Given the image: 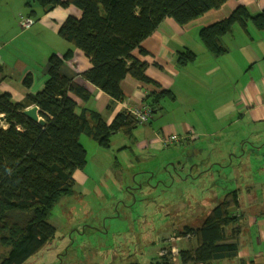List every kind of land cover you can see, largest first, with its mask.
Masks as SVG:
<instances>
[{"label": "trees", "instance_id": "16d2710c", "mask_svg": "<svg viewBox=\"0 0 264 264\" xmlns=\"http://www.w3.org/2000/svg\"><path fill=\"white\" fill-rule=\"evenodd\" d=\"M227 1L32 0L29 4H73L82 10L81 18L68 17L59 35L90 59L92 67L84 78L111 97V108L125 100L122 82L128 76L158 85L146 74L148 63L137 58L134 51L139 49L142 55H148L142 43L166 19L187 25ZM249 23L264 31V10L252 14L240 5L230 16L202 28L200 40L210 54L220 57L228 52L223 38L236 26L248 31ZM72 56L71 50L64 57L50 56L49 79L31 101L39 107L45 125L27 117L25 107L10 93L0 96V117L4 118L0 122V264H24L54 239L56 228L49 222L52 210L62 198L75 194L74 175L87 164L88 152L80 141L83 134L102 148H110L114 133L130 135L139 125H146L139 124L130 112L119 113L108 125L98 112L80 111L71 94L84 99L89 95L62 73L65 60ZM196 58L195 52L187 50L180 53L178 64L185 66ZM153 96L152 103L147 104L152 118L162 110L159 102L175 100L172 90ZM178 142L180 138L168 146ZM240 197L238 190L229 193L200 228L184 229L182 234L193 233L199 244L192 250H180L179 264H211L238 258L240 229L235 226L242 215L233 211L240 210ZM164 264L174 263L167 257Z\"/></svg>", "mask_w": 264, "mask_h": 264}, {"label": "crops", "instance_id": "0c3cea01", "mask_svg": "<svg viewBox=\"0 0 264 264\" xmlns=\"http://www.w3.org/2000/svg\"><path fill=\"white\" fill-rule=\"evenodd\" d=\"M31 1L0 0V96L10 93L13 100L26 110L32 109L36 106L32 104V99L45 88L49 79L50 56L57 54L64 57L71 50L73 56L65 60L62 73L89 95L86 99L74 94L71 97L80 111L98 112L108 125L121 112L131 113L148 106L154 99L153 94L163 90L174 92L175 100L167 98L158 104L162 109L159 111L164 114L157 111L143 129L136 128L130 135L126 134L132 141L131 146L126 147L137 155L141 153L138 160L171 147L165 144V140L177 135L181 139L180 144L194 141V148L200 147V150L193 151L192 145H184L181 152L193 151L199 153L196 156L198 159H209L205 168L196 167L200 174L206 169H220L217 175L222 176L226 168H234L236 159L249 153L243 146V153L236 154V143L261 141L260 135L252 136L254 132L264 131V31H259L252 23L248 24V31L236 26L232 34L223 38L228 52L220 57L206 50L199 34L202 28L230 16L240 5L248 7L252 14L262 12L264 0H228L221 8L211 10L183 26L171 18L166 19L142 43L148 55H142L139 49L134 51L137 58L148 63L146 74L158 85L128 76L122 82L125 100L113 104L111 108V97L84 78V73L92 67L90 59L59 35L61 25L68 17L81 18L82 10L73 4L68 7H41L29 4ZM20 15L32 17L35 24L30 29L22 28ZM187 50L195 52L197 58L180 66L178 57ZM159 115L165 119L159 118ZM244 125L248 128L238 136L230 133L233 126L242 128ZM119 133H114L111 140ZM84 136L80 141L85 148L96 150L97 160L102 156L99 151L102 147L91 137L85 145ZM262 151L257 150L256 155ZM86 170L85 166L75 173V189L82 186L87 192L94 191L86 187ZM257 172L264 174V168L260 167ZM82 176L84 182H80ZM144 185L141 183L139 190H147L148 185ZM117 190L124 196L125 182L117 184ZM113 199L117 200V197L113 196ZM244 200L247 210L264 204V199L257 201L254 192L250 191L245 193L243 201L241 199V205ZM254 211L258 215L256 224L252 216L243 224L238 223L242 229L244 224L247 225L238 239L240 251L238 258L234 259L236 264H264V250L261 248L264 246V219L258 210ZM240 214L244 215L241 206Z\"/></svg>", "mask_w": 264, "mask_h": 264}, {"label": "rangeland", "instance_id": "374dc122", "mask_svg": "<svg viewBox=\"0 0 264 264\" xmlns=\"http://www.w3.org/2000/svg\"><path fill=\"white\" fill-rule=\"evenodd\" d=\"M137 128L143 129L144 125ZM246 128V125L233 126L230 133L238 136ZM259 135L261 141L235 144L236 154L243 153V146L249 153L236 159L234 168H226L222 176L217 175L220 169H206L202 174L196 170L205 168L209 159L196 157L199 153L193 151L200 147L194 148V141L178 142L139 160L141 153L137 155L126 147L132 141L123 132L113 136L110 148L99 150L102 156L97 160L96 150L86 147L89 157L86 187L95 190L87 192L79 186L75 194L55 205L49 218L56 228L54 239L24 264H164L167 257L172 261L173 256L179 264L180 250H192L199 244L193 233L183 235L184 229L200 228L225 196L238 190L242 201L249 191L254 192L257 201L264 199V174L257 172L264 168V131L254 132L252 138ZM84 137L87 145L90 137ZM189 144L193 146L192 152L180 151ZM257 150L263 153L256 155ZM85 178L82 176L80 182ZM122 182H125L124 196L117 190V184ZM141 183L148 185V189L139 190ZM241 210L244 219H240V224L251 216L256 224L258 215L254 210L264 219V204L247 210L244 200ZM235 228L240 229L241 235L242 226L238 224ZM261 248L264 250V246ZM211 264L236 262L222 260Z\"/></svg>", "mask_w": 264, "mask_h": 264}, {"label": "built area", "instance_id": "2783aa9c", "mask_svg": "<svg viewBox=\"0 0 264 264\" xmlns=\"http://www.w3.org/2000/svg\"><path fill=\"white\" fill-rule=\"evenodd\" d=\"M19 19H20V24L24 29H30L35 24V20L30 16L20 15ZM131 114L137 119L139 124H148L153 115L152 109L149 106H146L143 109H136L132 111ZM178 140H179L178 137L172 136L169 139H167L165 142L167 145H169L177 142ZM173 258L176 257L173 256ZM173 258H172L173 263L177 264L175 263L177 260L176 259L173 260Z\"/></svg>", "mask_w": 264, "mask_h": 264}, {"label": "water", "instance_id": "95a60500", "mask_svg": "<svg viewBox=\"0 0 264 264\" xmlns=\"http://www.w3.org/2000/svg\"><path fill=\"white\" fill-rule=\"evenodd\" d=\"M25 115L30 119L39 122L41 125H45L46 122L43 118L40 117V109L37 106H34L32 109L26 110ZM4 118L0 117V121H3Z\"/></svg>", "mask_w": 264, "mask_h": 264}]
</instances>
